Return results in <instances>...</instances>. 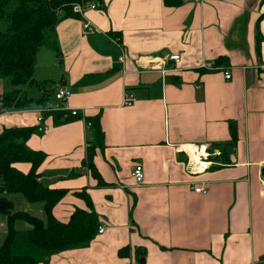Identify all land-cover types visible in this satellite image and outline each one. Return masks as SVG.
Masks as SVG:
<instances>
[{
    "label": "crops",
    "instance_id": "0c3cea01",
    "mask_svg": "<svg viewBox=\"0 0 264 264\" xmlns=\"http://www.w3.org/2000/svg\"><path fill=\"white\" fill-rule=\"evenodd\" d=\"M99 1L79 16L60 18L38 47L33 78L45 91L28 83L19 88L39 99L53 96L60 84L70 92L64 101L4 108L1 97L9 88L0 78V129L35 125L42 106L77 108L66 120L44 113L47 129L31 133L26 145L45 153L39 179L66 190L53 215L65 221L75 206L86 208L76 193L84 190L103 226L88 241L53 251L27 239L22 254L38 264L263 260L264 0H181L175 7L163 0ZM169 53H178L179 61L165 62L175 69L164 74L144 58ZM203 60H213L215 68L199 67ZM125 93L130 103L123 102ZM88 120L98 121L102 132L92 162L104 184L82 163L94 134ZM187 143L210 152L203 171L187 170L181 148ZM134 163L143 168L139 183L131 174ZM12 165L22 172L30 167ZM5 193L14 196L3 195L12 210L18 202L15 210L45 222L43 202ZM21 222H14L11 252L19 232L27 237L30 225ZM6 232L0 213V245Z\"/></svg>",
    "mask_w": 264,
    "mask_h": 264
},
{
    "label": "trees",
    "instance_id": "16d2710c",
    "mask_svg": "<svg viewBox=\"0 0 264 264\" xmlns=\"http://www.w3.org/2000/svg\"><path fill=\"white\" fill-rule=\"evenodd\" d=\"M90 1L97 3L98 0H75L80 4ZM163 2L175 7L181 0ZM71 5L69 0H0V21L5 23V28L0 29V78H5L12 84L36 85L45 91L43 82L33 78L36 52L60 18L79 16L72 11ZM60 6L64 12L58 15L55 10ZM45 99L44 96L39 99L28 98L16 88L3 93L1 105L4 108H23L30 104L41 105ZM56 112L49 111L57 117L59 114L61 118L62 114ZM88 121L94 129V134L92 142L86 147L82 163L97 179L98 184H104L105 181L92 162L94 148L102 145V132L98 121ZM229 129L233 134L235 130L233 124H229ZM35 131L36 125L2 126L0 129V213L6 215L7 227L5 238L0 245V264H38V261L29 254L11 252V244L17 232L14 222L17 219L24 220L30 225L27 230L28 241L46 251L86 242L97 233L100 225L99 218L92 209L90 197L84 190L76 193L85 201L86 208L75 206L65 221L58 220L53 215V206L66 190L49 188L39 179L37 168L43 161L45 153L30 149L26 145L27 137ZM214 146L220 147L219 144ZM220 155L223 156L222 151ZM21 161L30 163L27 172H22L12 165ZM219 162H224V159L221 158ZM5 192L21 193L28 201L43 202L45 222L25 211L12 210V201L2 195Z\"/></svg>",
    "mask_w": 264,
    "mask_h": 264
},
{
    "label": "built area",
    "instance_id": "2783aa9c",
    "mask_svg": "<svg viewBox=\"0 0 264 264\" xmlns=\"http://www.w3.org/2000/svg\"><path fill=\"white\" fill-rule=\"evenodd\" d=\"M85 7H89V8H95L96 5L93 1L90 2H86L85 4H80V3H75L72 5V11L75 13H78L79 15H81L82 10ZM86 25V23L84 24ZM87 26V25H86ZM115 39V38H114ZM146 59V63H148V65L150 66V68H157L159 69L163 74L168 71V70H172L175 68H171L169 66L166 65L165 62H167L168 60L170 61H174L175 63H177L179 61V54L178 53H169V54H164V55H160V56H152V57H144ZM199 67L203 68V69H214L215 65L213 60H203L201 61V63L199 64ZM224 77L225 78H229L230 77V71L228 69H225L223 71ZM70 92L69 90L60 84H56L55 89L53 91V95L54 98L58 101H64L67 96H69ZM132 101V97L130 94L125 93L123 95V102L124 103H130ZM52 110H57L62 112V118H66V117H74L78 115V111L77 108L75 107H71V108H63V106H59L56 107L55 109H52L49 106H42L40 108L39 114L36 118V132L41 133L43 131H45L48 127V125L44 122V113L52 111ZM87 126H90V121H85ZM187 145H192L194 147V152L198 158V160H200L199 162L194 161L193 159H191V156L189 154V152L183 148V152L186 154L187 157V170L190 173H198L203 171L209 164H210V160H208V156L210 154V152L207 151L206 147L204 145H194L193 143H187ZM217 155L220 152H215ZM197 164V165H196ZM131 174L132 177L134 178L136 183H139L142 181L143 179V168L142 165L140 163H134L131 167ZM193 189L196 191H204L203 187H201L200 185H196L195 187H193ZM103 231V226L99 225L97 228V232H102ZM250 264H264V259L261 261H252Z\"/></svg>",
    "mask_w": 264,
    "mask_h": 264
},
{
    "label": "rangeland",
    "instance_id": "374dc122",
    "mask_svg": "<svg viewBox=\"0 0 264 264\" xmlns=\"http://www.w3.org/2000/svg\"><path fill=\"white\" fill-rule=\"evenodd\" d=\"M69 2L70 3H72V5L73 4H75V3H77V2H75V0H69ZM72 5H71V7H72ZM55 12H57L58 13V15H61L62 14V12H64L63 11V9H62V7L60 6V7H58L56 10H55ZM3 28H5V23H4V21H0V29H3ZM3 81H4V83L6 84V87L7 88H9V89H6L7 91H10V90H12V89H16V88H25V87H27L25 84H12V83H9L5 78H1ZM34 89V88H33ZM35 90H37V89H35ZM50 100H54V101H56V102H59L58 100H56L55 98H54V95L53 96H51V95H47L46 96V101L47 102H50ZM2 195H10L11 197H14L13 196V194H10V193H4V194H2ZM16 195L18 196V197H20L22 200L24 199L23 198V196L20 194V193H16ZM25 201V200H24ZM18 203V202H17ZM17 203H16V205H15V209L17 208L16 206H17ZM35 205V204H34ZM15 209H13V210H15ZM18 209V208H17ZM21 223H23V224H25V222H21ZM26 225V224H25ZM17 228H19V227H17ZM22 232H19L18 233V236L16 237V244L14 243L13 244V246H12V252H14V253H19V254H22V253H25V252H28L27 251V249H25V247H24V244L25 243H28V241H27V237H26V235L25 234H21ZM34 249H38V248H34Z\"/></svg>",
    "mask_w": 264,
    "mask_h": 264
},
{
    "label": "bare ground",
    "instance_id": "6f19581e",
    "mask_svg": "<svg viewBox=\"0 0 264 264\" xmlns=\"http://www.w3.org/2000/svg\"><path fill=\"white\" fill-rule=\"evenodd\" d=\"M99 1V0H98ZM97 1V3L99 4L100 3V1L98 2ZM94 3H95V5L97 6V3L95 2V1H93ZM185 149L189 152V154H190V156H191V159H193L194 161H196V162H199L200 160H198V158H197V156H196V154H195V152H194V147L192 146V145H187V146H185ZM197 165V164H196Z\"/></svg>",
    "mask_w": 264,
    "mask_h": 264
},
{
    "label": "water",
    "instance_id": "95a60500",
    "mask_svg": "<svg viewBox=\"0 0 264 264\" xmlns=\"http://www.w3.org/2000/svg\"><path fill=\"white\" fill-rule=\"evenodd\" d=\"M259 174L262 177V179L264 180V164L259 167Z\"/></svg>",
    "mask_w": 264,
    "mask_h": 264
}]
</instances>
